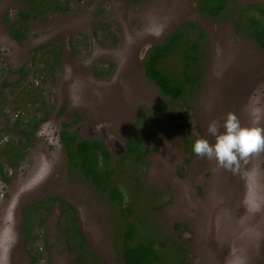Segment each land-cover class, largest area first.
I'll list each match as a JSON object with an SVG mask.
<instances>
[{"label": "rangeland", "instance_id": "1", "mask_svg": "<svg viewBox=\"0 0 264 264\" xmlns=\"http://www.w3.org/2000/svg\"><path fill=\"white\" fill-rule=\"evenodd\" d=\"M68 1L66 12L32 21L19 44L8 19L16 17L21 0H0V149L9 137H20L19 121L46 117L20 165L0 174V264H31L23 211L51 194L77 207L89 246L104 264L122 263L113 243V228L122 221L101 194L68 174L60 131L69 123L84 137L103 139L117 162L141 112L151 121L144 131L146 162L124 174L136 175L135 189L121 176L138 220L156 230V242L180 245L189 264H264V152L233 172L184 147L185 135L214 143L208 125L218 121L223 131L229 112L242 126L264 128V50L238 33L231 18L200 14L196 0ZM188 20L202 24L209 43L200 89L182 102L188 105L182 130L172 118L177 106L171 110L146 76L144 57ZM54 45L62 47V60L50 71L46 61ZM47 211L31 215L35 225L42 222L35 232L43 257L35 264H72L75 254L65 250L59 230L60 209Z\"/></svg>", "mask_w": 264, "mask_h": 264}, {"label": "trees", "instance_id": "2", "mask_svg": "<svg viewBox=\"0 0 264 264\" xmlns=\"http://www.w3.org/2000/svg\"><path fill=\"white\" fill-rule=\"evenodd\" d=\"M196 1L200 14L216 20L231 18L238 33L251 38L264 50V3L253 1L239 5L235 0ZM21 3L22 7L16 17L8 19L10 34L19 44L27 40L32 21L70 9L68 0H21ZM208 43L209 36L202 24L197 20H188L167 34L163 41L153 44L144 57L146 76L159 87L161 95L168 99L167 103L173 107L171 110L177 106L178 112L172 113V118L174 123L182 126V130H185L183 110H188L185 107L188 105L184 103L191 101L200 89L208 57ZM50 53L52 59L47 60L46 64L51 71L59 66L63 49L54 45ZM98 74L105 76L108 73L99 70ZM162 106V103L157 104V109L160 110ZM45 119L19 121L23 125L20 137H9L0 149V154L5 158L4 164L0 162V174H4L7 167L16 168L20 165L23 155L27 153V143H30L38 125ZM157 121L158 117L155 118ZM150 123L146 113H138L135 128L126 142V152L117 162L103 139L84 137L77 129L71 128L69 123H64L60 131V142L67 157L68 174L81 179L101 194L112 210L114 219L117 216L121 219L120 227L113 228L114 247L122 259L119 264H189L183 249L176 242H156V230L138 220L134 206L126 199L124 192L121 176L124 177V174L133 171L131 168L136 170L137 165L146 162L148 148L144 131ZM195 140L185 135L184 147L187 151H192ZM123 179L130 181L126 187L135 189L134 181L137 177L134 173H129ZM55 206L60 209L59 230L65 250L75 254L72 264H104L101 256L89 246L88 235L80 222L77 207L57 194L31 202L24 208L22 231L24 243L29 246L31 264L43 257L35 232L36 226H41L42 222L37 219L35 225L31 215L36 217V213L42 214L44 208L50 214ZM166 243L168 246L163 247Z\"/></svg>", "mask_w": 264, "mask_h": 264}, {"label": "clouds", "instance_id": "3", "mask_svg": "<svg viewBox=\"0 0 264 264\" xmlns=\"http://www.w3.org/2000/svg\"><path fill=\"white\" fill-rule=\"evenodd\" d=\"M222 128L223 131L218 121L210 122L207 132L215 138L214 143L203 137L197 138L192 145L193 152L214 160L219 168L233 172L239 169L241 161L246 162L264 152V128L242 126L233 112L226 114Z\"/></svg>", "mask_w": 264, "mask_h": 264}]
</instances>
